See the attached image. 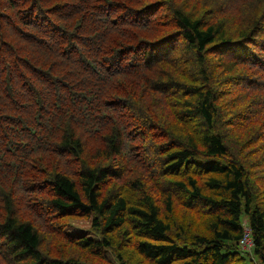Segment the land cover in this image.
<instances>
[{"label":"trees","instance_id":"1","mask_svg":"<svg viewBox=\"0 0 264 264\" xmlns=\"http://www.w3.org/2000/svg\"><path fill=\"white\" fill-rule=\"evenodd\" d=\"M0 264H264V0H0Z\"/></svg>","mask_w":264,"mask_h":264},{"label":"rangeland","instance_id":"2","mask_svg":"<svg viewBox=\"0 0 264 264\" xmlns=\"http://www.w3.org/2000/svg\"><path fill=\"white\" fill-rule=\"evenodd\" d=\"M67 230L75 234H86L88 236H96L91 228V218L76 217L67 219Z\"/></svg>","mask_w":264,"mask_h":264},{"label":"built area","instance_id":"3","mask_svg":"<svg viewBox=\"0 0 264 264\" xmlns=\"http://www.w3.org/2000/svg\"><path fill=\"white\" fill-rule=\"evenodd\" d=\"M252 236V229L248 222L245 220L243 234L240 238V245L243 250L252 252L254 247V239Z\"/></svg>","mask_w":264,"mask_h":264}]
</instances>
